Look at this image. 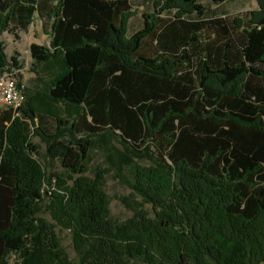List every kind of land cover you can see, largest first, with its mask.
Returning <instances> with one entry per match:
<instances>
[{"label": "trees", "instance_id": "trees-1", "mask_svg": "<svg viewBox=\"0 0 264 264\" xmlns=\"http://www.w3.org/2000/svg\"><path fill=\"white\" fill-rule=\"evenodd\" d=\"M227 1L0 0V74L23 69L5 33L39 20L49 37L30 46L25 104L0 107V264H264V0ZM107 137L152 214L109 216L88 175ZM45 198L77 261L37 215Z\"/></svg>", "mask_w": 264, "mask_h": 264}, {"label": "rangeland", "instance_id": "rangeland-1", "mask_svg": "<svg viewBox=\"0 0 264 264\" xmlns=\"http://www.w3.org/2000/svg\"><path fill=\"white\" fill-rule=\"evenodd\" d=\"M242 0H228V4L224 9L227 13L240 14L244 12L242 8L236 7ZM246 2V9H250L254 6V0H243ZM19 37H16L13 33H5L2 40L6 44V52L8 57L18 54L19 60L23 64L21 71L22 78L27 85V88H32L35 82L36 75L31 72L32 58L30 55V46L32 44H38L41 46H48L49 37L43 31L41 23L36 20L31 26L28 33L17 32ZM64 130L63 139L68 141L71 139L70 125L68 124ZM32 142L37 145L39 151V157L41 163L46 169H50V162L47 156V145L43 140L37 136L32 135ZM125 153L123 147L114 138H95L94 146L90 148V172L89 176L102 173L105 183V190L109 196V216L119 222L126 221L136 213L145 209L152 214V205L145 201L136 191L132 189L131 178L127 167L124 165L117 167L116 164L122 160V154ZM142 164H149L147 159L142 161ZM72 182H69L71 185ZM45 189H49L48 185ZM49 198H45L41 204L38 216L46 219L47 221L55 224V231L57 233L58 240L61 247L66 251L68 257L74 261L78 260V254L74 247V241L70 231L58 226L53 219L49 210L50 206ZM11 264H14V259L11 260Z\"/></svg>", "mask_w": 264, "mask_h": 264}, {"label": "built area", "instance_id": "built-area-1", "mask_svg": "<svg viewBox=\"0 0 264 264\" xmlns=\"http://www.w3.org/2000/svg\"><path fill=\"white\" fill-rule=\"evenodd\" d=\"M22 69L5 71L0 74V107L8 106L14 110L22 108L27 99V85L18 77Z\"/></svg>", "mask_w": 264, "mask_h": 264}, {"label": "crops", "instance_id": "crops-1", "mask_svg": "<svg viewBox=\"0 0 264 264\" xmlns=\"http://www.w3.org/2000/svg\"><path fill=\"white\" fill-rule=\"evenodd\" d=\"M228 3H229V2L227 1L226 5H227ZM254 3H255V1H254ZM226 5H225V6H226ZM225 6H224V7H222V10H221V11H222V12H221L222 14H224V13H227V10H226V9H224V8H225ZM254 6H255V4H254ZM254 6H253V7H254ZM236 7H238V8H242L241 10H243V11H244V10H247V9H246V2H245V1H243V0H242V1L240 2V4H239V5H237ZM142 8H143V6H142ZM136 23H139V24L141 23L140 14L138 15V20H137V22H136Z\"/></svg>", "mask_w": 264, "mask_h": 264}]
</instances>
